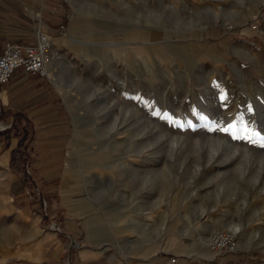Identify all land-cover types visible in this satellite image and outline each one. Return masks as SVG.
Masks as SVG:
<instances>
[{
	"label": "rangeland",
	"instance_id": "374dc122",
	"mask_svg": "<svg viewBox=\"0 0 264 264\" xmlns=\"http://www.w3.org/2000/svg\"><path fill=\"white\" fill-rule=\"evenodd\" d=\"M54 3L63 140L0 113V264H264V0Z\"/></svg>",
	"mask_w": 264,
	"mask_h": 264
},
{
	"label": "crops",
	"instance_id": "0c3cea01",
	"mask_svg": "<svg viewBox=\"0 0 264 264\" xmlns=\"http://www.w3.org/2000/svg\"><path fill=\"white\" fill-rule=\"evenodd\" d=\"M54 1L0 0V53L6 43L31 44L39 32L52 35L53 27L58 19L55 14L57 11L49 14L50 9L57 8ZM55 92L53 82L49 77L45 79L39 75L20 72H15L0 92L3 96H0L2 107L0 113H2L3 119L8 120L9 118V124H13L15 118L23 117L33 125L34 139L29 141V146L32 145L34 149H52L62 143L63 139L60 140L59 137L64 133L54 127L52 120ZM47 102L50 113L39 114L42 110L40 105ZM39 125L51 126L41 128ZM16 141L15 137L9 138L7 151L5 150L2 154L4 159H10L9 153L11 149L15 148Z\"/></svg>",
	"mask_w": 264,
	"mask_h": 264
},
{
	"label": "built area",
	"instance_id": "2783aa9c",
	"mask_svg": "<svg viewBox=\"0 0 264 264\" xmlns=\"http://www.w3.org/2000/svg\"><path fill=\"white\" fill-rule=\"evenodd\" d=\"M50 47L51 41L44 32H39L34 43L31 44L6 43L0 53V85L6 84L17 70L23 74L48 78ZM220 236L217 230L210 235V249H233L234 236L230 237L225 233L223 239H220ZM174 262L175 258H169L159 260L156 264H173Z\"/></svg>",
	"mask_w": 264,
	"mask_h": 264
},
{
	"label": "bare ground",
	"instance_id": "6f19581e",
	"mask_svg": "<svg viewBox=\"0 0 264 264\" xmlns=\"http://www.w3.org/2000/svg\"><path fill=\"white\" fill-rule=\"evenodd\" d=\"M50 64V63H49ZM47 65V68H48V71L51 69V66L50 65ZM52 65V64H51ZM51 74H52V72H49L48 73V77L50 78L51 77ZM53 228V227H52ZM230 232L232 231V230H234L233 229V227H230ZM217 231H219V233L221 234V236L219 237L220 239H223L222 237L224 236V233L226 234V235H229L230 237H232V236H234L232 233H230V232H228V231H225V230H217ZM233 232V231H232ZM210 237H209V244L211 243L210 242ZM208 242V241H207Z\"/></svg>",
	"mask_w": 264,
	"mask_h": 264
},
{
	"label": "trees",
	"instance_id": "16d2710c",
	"mask_svg": "<svg viewBox=\"0 0 264 264\" xmlns=\"http://www.w3.org/2000/svg\"><path fill=\"white\" fill-rule=\"evenodd\" d=\"M19 148H20V142H18V147L11 151V158H10V162H11V163H12V160H13L12 154H13L15 151H18Z\"/></svg>",
	"mask_w": 264,
	"mask_h": 264
}]
</instances>
